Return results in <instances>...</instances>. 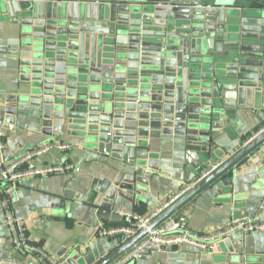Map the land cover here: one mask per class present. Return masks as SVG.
I'll use <instances>...</instances> for the list:
<instances>
[{
    "label": "water",
    "instance_id": "1",
    "mask_svg": "<svg viewBox=\"0 0 264 264\" xmlns=\"http://www.w3.org/2000/svg\"><path fill=\"white\" fill-rule=\"evenodd\" d=\"M0 33L17 78L1 128L15 133L18 112L29 111L45 137H72L121 163L96 190L101 225H120V202L132 203L147 185L134 168L158 170L148 141L183 138L187 162L207 172L230 134L232 111L244 110L264 81V0H0ZM263 143L264 129L116 249L106 251L87 225L84 239L57 254L58 264L114 263ZM15 146L22 147L18 137L8 141L0 169ZM257 188L251 197L263 198L264 182ZM232 237L216 243L226 247L217 264H261L239 253ZM8 242L0 227V264H36L15 256Z\"/></svg>",
    "mask_w": 264,
    "mask_h": 264
},
{
    "label": "crops",
    "instance_id": "2",
    "mask_svg": "<svg viewBox=\"0 0 264 264\" xmlns=\"http://www.w3.org/2000/svg\"><path fill=\"white\" fill-rule=\"evenodd\" d=\"M2 37L0 33V111L7 99L17 92L13 58L3 52L5 41ZM246 103L244 110L232 111L230 134L219 140L210 165L223 157L228 161L252 135L264 129V81L258 96L255 99L248 98ZM15 123V133L5 131L0 123L7 146L6 152L9 150L8 141L16 137L20 139L22 147L15 146L14 157L44 143H50L49 141L63 143L68 145L67 150H50L35 158L30 166L68 163L78 167V171L71 174L26 180L16 192L11 206L14 216L23 222L29 241L50 257L57 259L61 249L76 245L87 236V225L97 229L101 224L94 219L92 207L98 198L96 190L107 185L108 180L113 181L121 163L104 154L85 150L81 143L72 137L62 135L55 140L45 137L36 127V119L29 111H19ZM145 152L156 155L158 170L154 172L147 167L134 168L138 176L146 179L147 185H141V193L132 203L120 202L121 211L141 216L150 213L184 185L195 182L206 169L198 164L193 167L187 162L184 139L180 137L167 136L159 141L150 140ZM262 161L260 170L255 175H239L233 178V169L225 172L219 180L193 196L171 217H184L189 230L196 234L215 233L243 219L264 222V197H251L253 192L259 190L257 186L264 182L263 157ZM64 191L71 192V199H63ZM123 223L125 221L121 224ZM0 227L7 233L1 201ZM100 240L106 251L120 246L116 244L119 239ZM231 240L239 253L257 257L261 264H264L263 234L254 232L245 236H233ZM10 248L15 256L26 263L38 264L33 255L19 254L11 243ZM222 251H226L222 243L217 247L214 245L212 251L206 253L189 247L160 249L148 254L146 260H136L131 264H217Z\"/></svg>",
    "mask_w": 264,
    "mask_h": 264
},
{
    "label": "built area",
    "instance_id": "3",
    "mask_svg": "<svg viewBox=\"0 0 264 264\" xmlns=\"http://www.w3.org/2000/svg\"><path fill=\"white\" fill-rule=\"evenodd\" d=\"M69 147L63 143H44L31 150L25 151L20 155L3 164L0 169V198L3 210L5 226L7 229L8 240L16 252L21 255H33L38 264H58L56 258L47 255L41 248L32 244L25 231L23 222L14 216L11 210L16 192L21 185L29 179L45 178L55 175H67L78 171V167L72 164L44 165L31 167L30 163L50 150L65 151ZM7 150L5 139L0 129V156ZM264 155V143L254 153L233 168L232 177L239 175L249 176L259 172ZM227 158L223 157L214 163L210 170L203 172L201 176L192 184L184 185L176 193L172 194L163 203L153 209L147 215L141 216L128 211L117 212L124 218L125 223L120 225H99L96 230L98 238L119 239L127 241L140 230L147 226L168 209L180 197L187 193L192 187L202 179L216 170ZM261 233L264 235V222L255 219H243L233 222L229 227L211 234H196L189 230L187 221L184 217H170L154 229L147 230L146 235L135 245L132 246L123 256L113 264H131L139 257L147 256L153 251L160 249L173 250L180 247H189L200 253L212 251L214 245L220 240L231 236H245L250 233Z\"/></svg>",
    "mask_w": 264,
    "mask_h": 264
}]
</instances>
